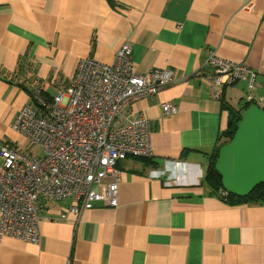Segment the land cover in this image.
<instances>
[{
	"label": "crops",
	"instance_id": "crops-1",
	"mask_svg": "<svg viewBox=\"0 0 264 264\" xmlns=\"http://www.w3.org/2000/svg\"><path fill=\"white\" fill-rule=\"evenodd\" d=\"M128 43L135 73L174 75L132 107L151 124L153 158L119 164L117 208L45 205L41 243L5 238L0 264H264V205L234 204L205 181L230 122L208 54L257 73L247 99L241 82L224 102L264 110V0H0V166L4 146L37 152L14 130L34 91L63 92L87 58L113 67Z\"/></svg>",
	"mask_w": 264,
	"mask_h": 264
},
{
	"label": "built area",
	"instance_id": "built-area-1",
	"mask_svg": "<svg viewBox=\"0 0 264 264\" xmlns=\"http://www.w3.org/2000/svg\"><path fill=\"white\" fill-rule=\"evenodd\" d=\"M132 44H125L113 67L93 58L82 60L63 92L49 97L34 91V104L19 113L14 130L40 152L25 154L12 146L1 148L0 244L13 238L41 243V215L50 202L68 201L76 214L98 205L117 208L127 159L153 158L150 122L133 105L156 96L174 82L170 69L135 73ZM213 96L225 87L246 83L253 89L257 73L246 65L219 58L210 51ZM164 116L176 113L163 104ZM223 189L221 196L228 197Z\"/></svg>",
	"mask_w": 264,
	"mask_h": 264
},
{
	"label": "water",
	"instance_id": "water-1",
	"mask_svg": "<svg viewBox=\"0 0 264 264\" xmlns=\"http://www.w3.org/2000/svg\"><path fill=\"white\" fill-rule=\"evenodd\" d=\"M223 189L239 198L249 197L264 185V110L251 105L237 125L229 144L223 146L215 164Z\"/></svg>",
	"mask_w": 264,
	"mask_h": 264
},
{
	"label": "trees",
	"instance_id": "trees-1",
	"mask_svg": "<svg viewBox=\"0 0 264 264\" xmlns=\"http://www.w3.org/2000/svg\"><path fill=\"white\" fill-rule=\"evenodd\" d=\"M244 84L246 85V90L249 92L248 95H250V93L256 87V82H255V85H254L253 89H249L248 85L246 83H244ZM223 94H224V89H223L221 98L220 99H216V100H220V101H222L224 103L223 104V108L226 109L230 113V122H229L227 131H225L224 134L221 137L222 139L224 138L225 144L220 146V148L217 149L215 154L212 156V158H211V167L209 168V171L207 173V177L205 179L206 184L210 185V187L215 192L220 194V196H221V191H223L222 180H221V177L219 176V174L217 173V171L215 170V164H216L218 156H219V151H220V149L223 146L229 144L230 141L232 140V138H233V136H234V134L236 132L237 125L242 119L243 113L251 105H257L258 106V104L255 101L247 102L245 100H242L240 105H238L236 107L231 106L230 104H227V103L224 102V100H223V96L224 95ZM245 99H247V97ZM140 160H142V159H140ZM149 160H147V161H149ZM224 199L229 200L230 202H232L234 204L243 203V202H250V203H255V204H259V205H264V185H260L259 187H257L253 191V193L247 198H239V197H236V196H233V195H228V197L224 198Z\"/></svg>",
	"mask_w": 264,
	"mask_h": 264
},
{
	"label": "rangeland",
	"instance_id": "rangeland-1",
	"mask_svg": "<svg viewBox=\"0 0 264 264\" xmlns=\"http://www.w3.org/2000/svg\"><path fill=\"white\" fill-rule=\"evenodd\" d=\"M249 94V92L246 90V88H245V90H244V92H242V98H246L247 97V95ZM30 146H34V149H35V151H37L35 154H37V153H39L40 152V150H39V148L36 146V145H32V144H30ZM25 152V151H24Z\"/></svg>",
	"mask_w": 264,
	"mask_h": 264
}]
</instances>
